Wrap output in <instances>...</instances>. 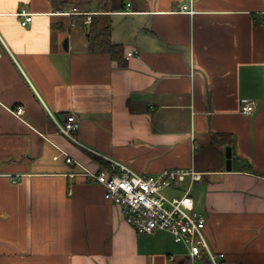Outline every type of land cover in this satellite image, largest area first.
Listing matches in <instances>:
<instances>
[{"label":"crops","instance_id":"crops-1","mask_svg":"<svg viewBox=\"0 0 264 264\" xmlns=\"http://www.w3.org/2000/svg\"><path fill=\"white\" fill-rule=\"evenodd\" d=\"M57 1L0 0V264H209L167 232L137 234L102 186L65 176L66 155L144 175L195 167L211 249L264 264V0ZM91 13L123 66L88 51ZM71 113L75 143L54 123Z\"/></svg>","mask_w":264,"mask_h":264},{"label":"built area","instance_id":"built-area-1","mask_svg":"<svg viewBox=\"0 0 264 264\" xmlns=\"http://www.w3.org/2000/svg\"><path fill=\"white\" fill-rule=\"evenodd\" d=\"M186 10L187 6H182V11ZM189 13L194 14L192 10ZM17 15L21 17L23 27L31 24L34 17L24 8ZM92 19V15H89V22ZM135 54L131 51L127 58ZM240 102L242 114L250 116L255 111L254 101L243 98ZM13 113L20 117L24 109H13ZM54 123L61 134L71 142H76V133L81 124L76 114L71 113L63 122L55 120ZM65 157L67 164L77 166L76 172L65 176L73 180L84 178L87 182L102 186L105 200L119 207L125 221L137 234L167 232L176 243L189 250L191 258L205 255L210 264H228L224 253H216L211 249L204 232L206 219L196 211L191 190L197 182L203 180V174L196 171L195 167L173 168L156 175H144L112 159H109L108 168L93 171L75 162L72 157ZM181 187L184 189L179 196L169 197L165 193L178 191Z\"/></svg>","mask_w":264,"mask_h":264},{"label":"trees","instance_id":"trees-1","mask_svg":"<svg viewBox=\"0 0 264 264\" xmlns=\"http://www.w3.org/2000/svg\"><path fill=\"white\" fill-rule=\"evenodd\" d=\"M54 5L55 6L64 5V3H61V1H57L54 2ZM107 5L108 4L102 7L105 11L108 7ZM57 9L62 10V6L58 7ZM81 18L83 20L84 25L81 26L82 22H80L79 26H81L88 34V51L94 54L109 55L111 58L118 60L119 66H123L124 50L122 46L115 44L113 42L112 28L110 26L100 27L99 22L95 20L94 16L90 23L86 21L85 17H81ZM98 161L101 165L103 166L106 165L104 161H102V159L98 158Z\"/></svg>","mask_w":264,"mask_h":264},{"label":"water","instance_id":"water-1","mask_svg":"<svg viewBox=\"0 0 264 264\" xmlns=\"http://www.w3.org/2000/svg\"><path fill=\"white\" fill-rule=\"evenodd\" d=\"M232 156H233V152H232V148L228 147L226 149V157H227V170L230 171L231 170V163H232Z\"/></svg>","mask_w":264,"mask_h":264},{"label":"rangeland","instance_id":"rangeland-1","mask_svg":"<svg viewBox=\"0 0 264 264\" xmlns=\"http://www.w3.org/2000/svg\"><path fill=\"white\" fill-rule=\"evenodd\" d=\"M91 14H92V13H91ZM165 193H166V195L169 196V197H173V196L175 195V192H173L172 190H170V191H166Z\"/></svg>","mask_w":264,"mask_h":264},{"label":"bare ground","instance_id":"bare-ground-1","mask_svg":"<svg viewBox=\"0 0 264 264\" xmlns=\"http://www.w3.org/2000/svg\"><path fill=\"white\" fill-rule=\"evenodd\" d=\"M89 15H92V17H93V14H88L87 16H89ZM94 15H95V14H94ZM87 19H88V18H87ZM88 21H89V20H88ZM65 119H66V118H65ZM62 135H63V134H62ZM65 137H66V136H65ZM74 161H75V160H74ZM75 162H76V161H75ZM77 163H78V162H77ZM83 167H84V166H83ZM108 167H109V160H108ZM108 167H107V168H108ZM85 168H86V167H85ZM99 168H104V167H99ZM99 168H98V169H99ZM87 169H88V168H87ZM89 170H92V169H89ZM94 170H97V169H94ZM94 170H93V171H94Z\"/></svg>","mask_w":264,"mask_h":264}]
</instances>
